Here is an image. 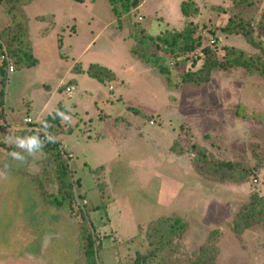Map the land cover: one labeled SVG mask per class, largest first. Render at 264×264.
<instances>
[{
	"label": "rangeland",
	"instance_id": "obj_1",
	"mask_svg": "<svg viewBox=\"0 0 264 264\" xmlns=\"http://www.w3.org/2000/svg\"><path fill=\"white\" fill-rule=\"evenodd\" d=\"M20 8L17 13L0 0L1 41L9 46L20 30V40L31 43L40 60L8 72L6 114L0 113V264H83L85 251L99 264H136L155 249L148 238L151 223L174 214L188 230L156 254L153 264H190L208 243V256L218 250L217 264H264V223L244 228L238 216L254 196L264 198V0H141L129 13L122 0H31ZM230 22L239 33L224 32ZM135 28L154 35L191 28L201 47L178 59L153 49L173 56L171 65L176 60L170 77L146 69L139 81L123 86L129 93L124 101L108 91L118 80H106L103 97L94 98L88 114V98L82 97L92 91L82 85L71 97L61 87L51 100L46 114L60 103L78 113L54 133L76 127L58 136L74 154V192L84 211L100 206L91 212V232L83 230L80 238L82 211L52 201L62 197L54 158L37 144L29 149L32 137L5 130L3 122L16 127L12 116L36 117L70 66L82 71L91 63L111 64L122 72L131 60ZM248 34L259 48L247 41ZM230 47L236 51L227 52ZM131 76L136 77L126 75L127 82ZM106 96L115 98L113 104ZM129 104L139 115L126 110ZM101 113L111 117L98 119ZM119 115L124 121H116ZM214 230L219 233L211 235Z\"/></svg>",
	"mask_w": 264,
	"mask_h": 264
},
{
	"label": "trees",
	"instance_id": "obj_2",
	"mask_svg": "<svg viewBox=\"0 0 264 264\" xmlns=\"http://www.w3.org/2000/svg\"><path fill=\"white\" fill-rule=\"evenodd\" d=\"M30 1L31 0H6L7 3L9 2L13 5L14 8H16L17 13L22 12V9L20 8L21 5L25 6ZM140 3L141 0H122L124 13H129L133 8L138 7ZM181 9L184 15L188 16V2L184 1L182 3ZM113 11L118 16H121V14L123 13L115 5L113 6ZM18 32H20V30H17V34L14 35L15 39L13 37V39L10 40L9 46L4 45L0 37V55L3 57V63L0 65V80L2 84L0 90V113H2L3 116H5L6 114L5 105L7 97L6 84L8 81V72H14L17 67H32L38 63L37 57L32 54L31 43L25 40H20V35L22 32ZM224 32H226L227 34H234L239 33V30L233 27L230 22V24H228V26L224 29ZM194 34L195 30L191 28H186L182 31L166 30L164 33L156 35L147 32L145 28H135V31L131 36L134 40L131 54L134 57L144 61L150 67L156 69L160 75H164L165 77L169 78L170 69H173V66H176L177 64L176 60L171 65L170 61L173 59V56L169 59L164 58L163 56L155 53L153 49L169 52L170 54L172 53L177 57V59L181 58L187 53H192L200 49L201 44L199 41L198 43L195 42L196 39L193 38ZM245 38L254 47L259 48L258 43L253 39L251 34L246 35ZM13 40L16 41L12 45L11 43L13 42ZM210 45L214 47L213 44L210 43ZM233 49L234 48L231 47L227 48V52L231 53V51H236V49ZM238 57H234L232 60H234V62L237 61L236 64L243 65V62H241V59ZM250 60L253 59L251 58ZM259 60L261 59L259 58ZM11 67H13V71L10 70ZM87 72L90 76L98 79L101 82L115 79V75L111 70L98 63H92L89 66ZM130 110H132L134 114L139 115V111L137 109L132 108ZM65 114V111L58 109L53 114H50L46 118H44L42 124L39 122L37 123L43 127H46L50 131V133L46 135V138L43 141L36 137L35 132L29 134L27 130H24L22 133L24 137L28 136L34 138L37 141L36 144L44 151L50 153L54 158L58 176L60 178V194L62 197L52 201H55V203L59 204L60 206L63 203L65 204V202L72 203V206H77V208L82 211V216L84 218L83 220L78 221V227L79 232L81 231L80 238H83V230L85 231V233L91 232L89 228V226H91V224H89L91 220V212L95 211L100 206H88L86 211H84V204H82L80 202V199L78 198L80 197L79 194H76L74 192V182L72 180L70 165V161L72 158L67 156L68 151L63 147L62 143L56 140L53 136L55 131L63 128L64 122L62 119ZM69 128L70 131H67L65 133H71L75 129L72 126H70ZM17 132L18 131H12V133L15 135L17 134ZM227 166L231 167L232 164L228 163ZM245 208V211H241L240 213H238L239 218L245 221V225L243 226L244 228L249 227L253 223V221L264 223V198L254 196L252 202ZM241 229L242 228L239 226V224L236 223L234 230L238 234H240L242 231ZM187 230L188 225L180 214L162 217L154 223H151V232L148 235V238L150 244L154 245L155 249H150L146 255L140 256L136 260V264H153L154 259H156L155 255L168 249V245L171 244L174 238H177L179 240L182 239L185 236ZM216 233H219V230L211 231V235H214ZM94 235L96 238V242L98 244L101 243L100 240L97 239L96 231ZM209 242H211V239ZM209 245L210 243H208V245H202L199 250L195 251V256L193 255L194 259L191 260L190 264H217L218 250H216V253L213 256H208ZM82 257H84V260L82 261L83 264H99L98 261H94L93 259L88 258V256L86 255V251L82 252Z\"/></svg>",
	"mask_w": 264,
	"mask_h": 264
},
{
	"label": "crops",
	"instance_id": "obj_3",
	"mask_svg": "<svg viewBox=\"0 0 264 264\" xmlns=\"http://www.w3.org/2000/svg\"><path fill=\"white\" fill-rule=\"evenodd\" d=\"M54 15V14H53ZM33 52H34V50H33ZM131 54V53H130ZM37 59H39L38 57H37ZM40 60V59H39ZM92 64V63H91ZM91 64H89V65H84V67L82 68V71H72V67L70 66L69 67V72H67L66 73V75L62 78V79H60V81H59V83L57 84V86H56V88L55 89H53L52 90V92L50 93V95H49V98L45 101V104H44V106L43 107H41L40 109H36V111H34L35 112V115H36V113H38V115H36V117L33 115V114H31V116L34 118V119H36V120H41V119H43V117L44 118H46L48 115H50V114H53L56 110H58V109H61V110H63V111H65L66 112V114L63 116V122H65V120H68V119H70V117L72 116V117H77L76 115H78V113H76L75 111H73V108L72 107H65L64 106V104H62V103H60V105H58V107L57 108H55V110L54 111H52V112H50V113H48V114H46V111H47V109H48V107H49V105H50V103L53 101L52 99H55V97H56V95H57V92H58V90L59 91H61L60 90V88L61 87H63V84H65V83H67L66 81H65V78L66 77H68V76H70V79H73V81H68V82H74L75 83V85H76V88L78 89V87L79 86H81L82 85V88H83V91L84 90H90V91H92L91 93H92V96H88V95H86V97H82L83 99H85V98H88V103H87V101H85V103H87V104H85V107H84V109H86V114H88L89 112H88V108H90V105H91V102L92 103H94V98L96 99L97 97H101L102 95H103V93H102V90H104L106 87L105 86H103L102 84L104 83H106L107 81H105V82H101V81H99L98 79H96V78H94V77H92V76H90L89 74H88V68H89V66L91 65ZM100 64V63H99ZM101 65V64H100ZM102 66H105V67H107L108 69H111V71L114 73V75H115V79H114V81H116V80H118V84H119V86H117V85H112V84H110L109 86H108V91L111 93H113V92H116L117 91V94L115 95L116 97L115 98H118L117 99V101H124V98H128L129 97V93L127 92V89H124V90H122V88H123V86L124 87H127L128 85H130V84H132V82L133 81H139L138 80V77L139 76H141L142 74H141V72L143 73L144 71H146V69H151V71H152V73L153 72H155L156 71V69H154L153 67H150L149 65H147L144 61H142V60H140V59H138V58H136V57H134L132 54H131V60L129 61V62H125V64L123 65V67H121L122 68V72L120 71H118V70H116V69H114V68H111V64H108V66H110V67H108V66H106V65H102ZM121 68H120V70H121ZM16 71V70H15ZM14 71V72H15ZM135 75L136 77H135V79L133 80L132 79V76L131 77H129L130 79H129V81L127 82V78L128 77H126V75L128 76V75ZM125 75V76H124ZM153 75V74H152ZM152 75H150L151 77H156V75L154 76H152ZM150 76H145V75H143V78L142 79H147V80H149V77ZM157 76H161L160 74H158ZM141 80V79H140ZM112 87V88H111ZM120 90H119V89ZM165 88H166V90L167 91H169V89H168V87L167 86H165ZM122 90V91H121ZM50 92V91H49ZM85 92V91H84ZM74 94V93H73ZM67 95V94H66ZM68 96V95H67ZM68 97H71V96H68ZM103 97V96H102ZM115 98H109V97H107L106 96V101L108 102V103H112L113 104V101H115L114 99ZM52 100V101H51ZM129 108L130 109H132L133 107H132V105H130L129 104ZM129 108H126V110L127 111H130V109ZM126 110H124L123 111V113L126 115ZM138 110V109H137ZM140 111V110H139ZM76 114V115H75ZM134 115H136V114H134ZM111 116L109 115V114H103V113H101L100 115H99V118L98 119H108V118H110ZM8 118H10V116H8ZM12 118H13V120L14 121H16V124H18V122H19V120L16 118V117H14V116H12ZM16 118V119H15ZM79 118V117H78ZM78 118H75V121L76 120H78L79 121V119ZM124 118H125V116H121V115H119L118 117H117V122H119L120 120L121 121H124ZM44 120V119H43ZM71 121V120H70ZM77 123V122H76ZM132 123H134V122H132ZM131 126H132V124H130ZM134 126V125H133ZM132 126V127H133ZM73 127H74V125H73ZM136 127L137 128H140L139 126H137L136 125ZM74 128H76V127H74ZM89 128V127H88ZM139 130V129H138ZM75 131V129L71 132V133H64V132H62V133H57V134H53V136L55 137V139L56 140H58V141H60L59 140V138H58V136L59 135H61V134H65V135H70V134H72L73 132ZM89 131V132H88ZM87 133H86V135L87 136H89V137H92V133H91V131H90V129L88 130L87 129V131H86ZM85 133V132H84ZM63 145V144H62ZM171 146V145H170ZM66 150L68 149V147L67 146H63ZM172 150H170V152H171ZM72 153V152H71ZM73 154V153H72ZM177 154V153H176ZM73 156H74V154H73ZM176 156H178V155H176Z\"/></svg>",
	"mask_w": 264,
	"mask_h": 264
},
{
	"label": "built area",
	"instance_id": "obj_4",
	"mask_svg": "<svg viewBox=\"0 0 264 264\" xmlns=\"http://www.w3.org/2000/svg\"><path fill=\"white\" fill-rule=\"evenodd\" d=\"M216 40L212 39L211 44H215ZM174 62H172L173 64ZM11 71H13V67L10 68ZM64 90L68 96H72L73 93L76 90V85L75 83H65L63 84ZM112 88V87H111ZM39 121L34 119L30 114L25 115L24 117H21L19 119L18 124L16 127L10 126L7 122H3V126L6 127V129H10L12 131H18V130H27L30 133L35 132L36 137L40 140H45L46 135L50 133L49 129L46 127H43L39 124H37ZM67 156L70 158H73V154L71 152H67ZM254 183H258V179H254ZM84 203H87L86 200H84Z\"/></svg>",
	"mask_w": 264,
	"mask_h": 264
},
{
	"label": "clouds",
	"instance_id": "obj_5",
	"mask_svg": "<svg viewBox=\"0 0 264 264\" xmlns=\"http://www.w3.org/2000/svg\"><path fill=\"white\" fill-rule=\"evenodd\" d=\"M20 143H21V145H24V144H25L24 141H21ZM36 143H37V141H36L34 138H31V139H29V140L27 141V146L29 147V149H31V147H32L33 145H35Z\"/></svg>",
	"mask_w": 264,
	"mask_h": 264
}]
</instances>
